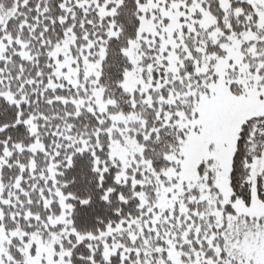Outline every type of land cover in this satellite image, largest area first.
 <instances>
[{"label":"snow or ice","instance_id":"obj_1","mask_svg":"<svg viewBox=\"0 0 264 264\" xmlns=\"http://www.w3.org/2000/svg\"><path fill=\"white\" fill-rule=\"evenodd\" d=\"M0 264H264V0H0Z\"/></svg>","mask_w":264,"mask_h":264}]
</instances>
